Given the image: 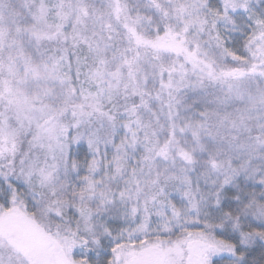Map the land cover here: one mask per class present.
I'll list each match as a JSON object with an SVG mask.
<instances>
[{
  "label": "snow or ice",
  "instance_id": "1",
  "mask_svg": "<svg viewBox=\"0 0 264 264\" xmlns=\"http://www.w3.org/2000/svg\"><path fill=\"white\" fill-rule=\"evenodd\" d=\"M0 264H264V0H0Z\"/></svg>",
  "mask_w": 264,
  "mask_h": 264
}]
</instances>
